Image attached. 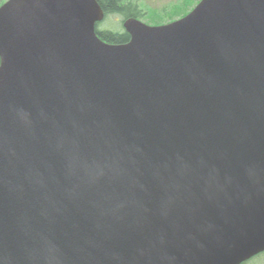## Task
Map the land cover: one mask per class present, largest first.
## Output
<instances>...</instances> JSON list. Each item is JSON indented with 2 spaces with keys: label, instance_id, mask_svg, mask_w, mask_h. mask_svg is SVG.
<instances>
[{
  "label": "water",
  "instance_id": "obj_1",
  "mask_svg": "<svg viewBox=\"0 0 264 264\" xmlns=\"http://www.w3.org/2000/svg\"><path fill=\"white\" fill-rule=\"evenodd\" d=\"M96 0L0 7V264L264 253V0L103 42Z\"/></svg>",
  "mask_w": 264,
  "mask_h": 264
},
{
  "label": "rangeland",
  "instance_id": "obj_2",
  "mask_svg": "<svg viewBox=\"0 0 264 264\" xmlns=\"http://www.w3.org/2000/svg\"><path fill=\"white\" fill-rule=\"evenodd\" d=\"M1 1V0H0ZM9 0H4V5ZM130 1L144 13V17L139 20L147 26L159 27L178 21L190 12L198 4L199 0H126ZM124 17L120 15L108 16L103 22L98 24L97 31H115L124 30ZM125 31V30H124ZM249 264H264V254L249 261Z\"/></svg>",
  "mask_w": 264,
  "mask_h": 264
},
{
  "label": "trees",
  "instance_id": "obj_3",
  "mask_svg": "<svg viewBox=\"0 0 264 264\" xmlns=\"http://www.w3.org/2000/svg\"><path fill=\"white\" fill-rule=\"evenodd\" d=\"M3 1L4 0H1L0 4H3ZM96 1L98 2L102 10L104 11V14H105L104 19H106L108 16L120 15L121 17H124V22H125L128 19L141 20L144 17V13H142L138 9V7L134 5L133 3H131L130 1H126V0H96ZM98 34H99L100 39L103 42L110 44V45H125L130 42V36L124 30L121 32H115V31L114 32L113 31L100 32L98 31ZM245 264H249V262Z\"/></svg>",
  "mask_w": 264,
  "mask_h": 264
}]
</instances>
